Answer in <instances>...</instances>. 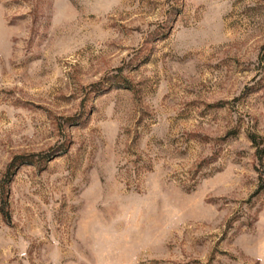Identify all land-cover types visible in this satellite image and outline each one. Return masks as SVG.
<instances>
[{
    "label": "rangeland",
    "instance_id": "obj_1",
    "mask_svg": "<svg viewBox=\"0 0 264 264\" xmlns=\"http://www.w3.org/2000/svg\"><path fill=\"white\" fill-rule=\"evenodd\" d=\"M261 173L264 0H0V264H264Z\"/></svg>",
    "mask_w": 264,
    "mask_h": 264
},
{
    "label": "trees",
    "instance_id": "obj_2",
    "mask_svg": "<svg viewBox=\"0 0 264 264\" xmlns=\"http://www.w3.org/2000/svg\"><path fill=\"white\" fill-rule=\"evenodd\" d=\"M250 139H251V142L253 143V145H254L255 147H257V139H256V136L251 135ZM263 177H264V173H261V174H260V178H261V180L263 179ZM263 184H264V181H263ZM263 186H264V185H263ZM7 205H8L7 201L4 200V206H3V209H2V213H3V215H4L5 217L7 216V212H6V207H7Z\"/></svg>",
    "mask_w": 264,
    "mask_h": 264
}]
</instances>
